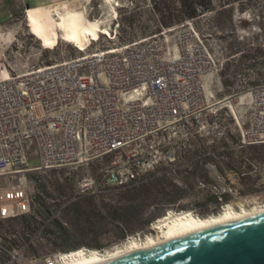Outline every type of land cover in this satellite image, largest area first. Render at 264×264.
I'll list each match as a JSON object with an SVG mask.
<instances>
[{"label": "built area", "instance_id": "2783aa9c", "mask_svg": "<svg viewBox=\"0 0 264 264\" xmlns=\"http://www.w3.org/2000/svg\"><path fill=\"white\" fill-rule=\"evenodd\" d=\"M262 50L264 57V44ZM217 71L187 20L138 42L10 74L0 79V176L19 182L27 172L108 159L103 180L121 189L147 182L163 167L175 169L192 138L213 143L227 135V126L210 117L216 114L209 111L215 97L205 88ZM228 100L233 103V97ZM234 122L239 147L264 145V78L248 91L246 121L234 115ZM33 144L38 165L28 168ZM206 168L219 178L213 164ZM76 186L89 193L96 183L85 175ZM17 235L0 223V264H62L71 254L30 260L25 256L30 243L14 246Z\"/></svg>", "mask_w": 264, "mask_h": 264}, {"label": "rangeland", "instance_id": "374dc122", "mask_svg": "<svg viewBox=\"0 0 264 264\" xmlns=\"http://www.w3.org/2000/svg\"><path fill=\"white\" fill-rule=\"evenodd\" d=\"M216 1L218 4L221 0ZM247 3L249 7L256 9L241 12L240 7L235 4L231 12L223 10L205 12L191 19L213 55L218 68V71L208 78L207 85L216 101L221 104L210 108L209 111H216V114H210V117L227 126L228 132L225 139L219 142L210 143L206 138L198 140L192 138L186 149L180 152L178 165H183L184 159L196 150L201 154L197 159L203 158L202 147L210 151L207 155H210L212 150H217L219 153L227 147L233 151V158H238L243 163L238 171H248L245 159H251L253 151L238 146L239 129L234 122V115L239 121H246L248 91L260 84L264 78V57L260 54V51L263 52L264 44V0H250ZM107 6L111 8L108 9ZM69 7L71 9L85 7L86 16L92 20L100 19L110 32V37L101 34L96 42L93 40L97 38L92 37L84 41L61 39L59 34L45 32L37 19L28 18L27 10L32 7H10L11 18L0 28V78L66 61L84 53L109 50L138 42L167 29L158 26L157 16L152 10L150 0H75ZM114 9L116 14H113L116 19L111 14ZM184 23L185 21L170 28H180ZM243 55L253 56L254 60L250 65ZM240 95L243 97V104L235 109L229 106L228 108L224 100L230 96L235 100ZM211 102L214 103V99ZM257 147L259 149L254 152L264 156V146L257 145ZM27 157L28 168L38 165L34 144L28 151ZM109 162L108 159H103L93 161L87 166H68L45 172H27L19 182L10 180L8 176H0V223L8 224L18 233L19 238L15 241L17 245L20 242L30 243L25 254L27 258L46 259L57 253L70 252L79 248L111 250L121 246L131 237L139 239L145 235H155V230L151 229L153 223L161 220L159 218L166 214L159 210L149 214V217H153L154 220L143 233L138 232L122 238L123 229L112 221V208H110L117 203L120 190L107 186L102 177ZM210 163L217 170L216 164ZM255 169L259 172L258 177L246 185L241 183L239 177L232 171L219 173L217 170L219 178L210 175V181L198 178L192 182L194 187L189 191V197L181 200L179 205L200 214L198 210L200 203H203V207L213 206L212 202H205L206 195L214 194V192L224 193L229 187L231 191H226L229 193L226 204L234 209H239L241 206L250 209L264 204V164ZM208 173L211 172L208 171ZM85 175H90L95 180L96 188L93 192L80 193L77 190V182ZM171 176L176 184L184 186L175 173ZM199 182L204 183L205 188L199 187ZM213 183L220 188L212 190L210 185ZM78 199L82 200L81 205H73ZM38 203L42 206L39 207ZM226 204L220 208L219 212ZM45 208H48L47 212L51 213L49 217L44 214ZM134 214L136 211L131 217H134ZM210 214L216 213L210 212L199 216ZM21 216L31 218L30 230L25 223L22 224ZM53 219L63 229V235L57 236L54 240L45 234L46 231L36 228L48 225Z\"/></svg>", "mask_w": 264, "mask_h": 264}, {"label": "trees", "instance_id": "16d2710c", "mask_svg": "<svg viewBox=\"0 0 264 264\" xmlns=\"http://www.w3.org/2000/svg\"><path fill=\"white\" fill-rule=\"evenodd\" d=\"M152 10L157 16L158 26L160 28H170L178 25L186 20L197 18L199 15L205 12L212 11H228L231 12L234 9V5L237 4L240 7L241 12L252 10L256 8L249 7L247 1L250 0H221L218 4L216 0H150ZM248 6V7H247ZM247 7V8H246ZM261 56L263 52L260 51ZM248 62V65L254 60L253 56L243 55ZM264 146V145H263ZM253 151L251 153V159L246 158L245 166L247 172H239V168L242 167L243 163L240 159H234V153L231 149L225 148L223 151L217 153V150H212L210 155H207L210 151L205 148H201L203 158L197 159L199 151L196 150L187 159H184L185 167L183 165L176 166L175 169L163 167L156 173L151 175V178L138 186H130L127 188L119 189L118 201L114 206H111V219L113 222L122 227V238L130 234L138 232L143 233L146 228L153 222V217H149L152 211L159 210L162 213H166L159 219L166 217L169 212L181 213L187 210V207L180 206L181 200L187 199L190 195V190L193 189L192 182L200 178L206 181H210V174L208 173L205 165L213 162L217 166L219 173L225 171H232L237 175L243 184H247L250 181H255L258 177L259 172L256 171L257 166L264 164V156L257 154V146L246 147ZM190 152L189 150L187 151ZM255 171V172H253ZM253 172V173H251ZM173 173L184 184V186L175 183V179L171 176ZM229 193L206 195L205 202L210 201L213 206L203 207V203H200V214L196 211L192 212L196 215H205L208 213H218L220 208L227 203ZM82 203L81 199H78L73 205L80 206ZM41 207L42 204L38 203ZM203 207V208H202ZM208 207V208H207ZM48 208H45V216L49 217L51 213L47 212ZM134 217H131L133 213ZM168 213V214H167ZM31 218L27 216H21L22 224L25 223L27 228L30 230L32 227ZM35 225V223H34ZM38 230L46 231V235L51 237L53 240L59 235H63V229L61 225L54 221V219L46 226L41 228L36 227ZM35 231V229H34ZM136 237V236H135ZM143 238V237H142ZM16 246L15 241H13ZM81 249V248H79ZM90 249V248H88ZM77 250V249H76Z\"/></svg>", "mask_w": 264, "mask_h": 264}, {"label": "water", "instance_id": "95a60500", "mask_svg": "<svg viewBox=\"0 0 264 264\" xmlns=\"http://www.w3.org/2000/svg\"><path fill=\"white\" fill-rule=\"evenodd\" d=\"M90 264H264V210Z\"/></svg>", "mask_w": 264, "mask_h": 264}, {"label": "bare ground", "instance_id": "6f19581e", "mask_svg": "<svg viewBox=\"0 0 264 264\" xmlns=\"http://www.w3.org/2000/svg\"><path fill=\"white\" fill-rule=\"evenodd\" d=\"M69 6L64 1L52 6L41 5L27 10V15L29 19H37L39 23L42 24L45 32L48 34H59L60 38L65 40L84 41L89 37L97 38L101 34L111 35L107 27L104 26L100 19L92 20L86 16L85 7L80 9H71ZM109 8L111 7H108V9ZM112 11L109 12L111 13ZM113 13L116 14L115 9L111 14ZM114 14L113 17L115 16ZM9 77L10 74L5 75L0 79L6 80ZM208 86L209 85L206 84L205 87L207 95L214 96ZM242 100L243 97L240 95L238 98L233 100V103L230 100H228L226 103L227 106L235 109L236 107H239L243 104ZM214 101V103H210L209 107L212 108L213 106L221 104L216 101V98ZM262 210H264V204L250 209L244 208L242 206L239 209H234L232 206L226 204L222 211L216 214H210L208 216H199L192 213L191 211H183L181 213L170 212L163 219L153 223L154 225L151 229L155 230V235H145V237L139 239L131 237L129 240L124 241L121 246H117L111 250L104 249L100 251L98 249L86 248L73 250L70 251L71 254L67 259L63 260L62 264L94 263L118 256L134 249L148 247L154 243L162 242L194 228ZM49 264H54V262L49 261Z\"/></svg>", "mask_w": 264, "mask_h": 264}, {"label": "crops", "instance_id": "0c3cea01", "mask_svg": "<svg viewBox=\"0 0 264 264\" xmlns=\"http://www.w3.org/2000/svg\"><path fill=\"white\" fill-rule=\"evenodd\" d=\"M63 1L68 5L75 2V0H0V28L11 18V8H14V6L34 8L41 5L51 6Z\"/></svg>", "mask_w": 264, "mask_h": 264}]
</instances>
